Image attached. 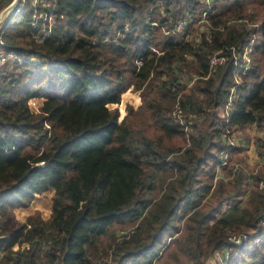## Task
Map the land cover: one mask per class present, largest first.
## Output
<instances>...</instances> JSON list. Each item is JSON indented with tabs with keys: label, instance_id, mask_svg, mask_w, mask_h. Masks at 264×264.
I'll return each mask as SVG.
<instances>
[{
	"label": "trees",
	"instance_id": "16d2710c",
	"mask_svg": "<svg viewBox=\"0 0 264 264\" xmlns=\"http://www.w3.org/2000/svg\"><path fill=\"white\" fill-rule=\"evenodd\" d=\"M11 2L0 0V11ZM201 6L55 0L37 8L56 19L41 41L28 0L4 18L5 55L40 62L7 59L0 67V264H152L189 211L180 248L190 261L209 264L228 247L236 253L227 264H264V239L252 247L231 239L264 233V190L250 208L218 218L227 198L201 209L222 156L239 150L229 144L234 128L264 127L256 55L234 68L252 36L253 54L264 49V20L241 22L245 7L218 13L214 5L205 11L206 33L177 38L175 24ZM214 55L222 61L210 67ZM133 86L149 93L143 105L131 98L120 118L121 94ZM48 188V220L14 219L11 209ZM126 221L136 226L102 241L110 224Z\"/></svg>",
	"mask_w": 264,
	"mask_h": 264
},
{
	"label": "rangeland",
	"instance_id": "374dc122",
	"mask_svg": "<svg viewBox=\"0 0 264 264\" xmlns=\"http://www.w3.org/2000/svg\"><path fill=\"white\" fill-rule=\"evenodd\" d=\"M34 8H44V6L51 5V0H28ZM202 6L198 11L191 14L189 13L184 18L180 19L176 25L177 38L180 39L181 36L185 35L190 31V29H195V32L190 36L199 35L201 33L207 32L206 15L205 11L209 10L215 5V11L218 13H223L229 9H232L238 5L245 7L246 11L243 13L244 20L241 22H255L259 24L264 20V0H200ZM49 2V3H48ZM21 3V2H19ZM24 3V2H23ZM10 4V3H9ZM8 4V5H9ZM7 5V6H8ZM22 5V4H20ZM5 6L2 10H4ZM52 6V5H51ZM1 10V11H2ZM0 11V12H1ZM34 11H32L30 17L32 18ZM30 18V21H31ZM49 19V18H48ZM47 19V20H48ZM55 17L51 15V20L47 24L50 28L49 34L53 25L55 24ZM153 25L155 23H152ZM252 24V23H251ZM162 31L165 35H169V30H166L163 26ZM46 32V30H45ZM48 34V36H49ZM47 36V37H48ZM251 37L250 41L245 44L242 49L241 60H237L236 65H234L235 71H238L246 64H251L252 57L256 55V60L260 66L261 72L264 71V49L253 54V47L256 44V35ZM3 45L4 40L1 39ZM251 43V44H250ZM153 51H157L156 48L151 47ZM4 52V51H3ZM9 59L8 62L12 64L13 60H16L18 64L23 61H30L31 63L40 62L35 57H29L26 59H15L13 54H9L8 57L4 53L3 62L0 64L2 67ZM149 93L148 88H136L130 87L128 90L123 91L121 94V103L119 106L120 118L125 113V107L131 98L134 101V105H143L145 94ZM154 96V94H151ZM198 122V121H197ZM264 141V127L258 128L254 125H245L242 127H235L231 133V141L234 142L235 146L239 147V150L231 157V159L226 160L225 166H219L216 168V175L213 179V189L210 194L203 200L201 209L207 211L211 207L217 204L219 198H227L221 207V213L216 217H220L222 214L229 212L233 208L238 210L250 208L249 199L251 196L255 195L256 191L264 190L259 187L256 179L264 177V167H261L259 163V153L260 150L259 141ZM225 167V168H224ZM227 168V169H226ZM229 169L231 171H229ZM241 177V182L237 183V179ZM159 188L156 189L155 193H158ZM221 191V192H220ZM54 195V190L48 188L47 190L35 194L34 197L27 202L25 207H16L10 210L14 219L18 222L25 223L29 216L37 217L41 220H48L51 215L52 199ZM29 212V214H27ZM190 211L186 214L180 213L176 223L179 227L178 231L175 232L171 237L167 239L166 246L161 250L160 255L152 262V264H196L190 261L185 255L182 254L180 248V243L183 241L184 237L188 233L187 224L189 223ZM261 224V222H260ZM136 223L132 221L128 222H113L109 225L106 233L102 236V241L107 242L112 235L123 236L125 233H129ZM245 231H242V233ZM239 232L233 233L237 236ZM252 235L253 232H245ZM232 235V236H233ZM255 237V235L250 236ZM264 239V233L259 235L257 242H248V246H257L262 243ZM181 240V241H180ZM17 247H14L16 249ZM226 251V252H221ZM236 252L228 247H223L218 250V252L211 258V263L216 262L218 264H227L232 256ZM215 257V258H214Z\"/></svg>",
	"mask_w": 264,
	"mask_h": 264
},
{
	"label": "built area",
	"instance_id": "2783aa9c",
	"mask_svg": "<svg viewBox=\"0 0 264 264\" xmlns=\"http://www.w3.org/2000/svg\"><path fill=\"white\" fill-rule=\"evenodd\" d=\"M26 0H18L17 4L14 6V8L12 9L13 12L15 13H18L20 11V9L22 8L23 6V2H25ZM21 2V3H19ZM54 2L55 0H51L50 4L52 5H48V6H44V8H50V7H53L54 6ZM49 3V2H48ZM22 4V5H20ZM11 11V12H12ZM34 14L31 18V26L34 27V28H37V31L35 32L34 34V39L35 40H38V41H41L43 38H46L49 34V30L50 28L47 27V24L50 22L51 20V15H53L52 12L50 11H46V10H41V9H37L35 8L33 10ZM10 12V13H11ZM55 17V16H54ZM49 18V19H48ZM48 19V20H47ZM46 30V32H45ZM177 31V30H176ZM2 34H3V31L1 30L0 28V64L3 62V57H4V52H3V43L1 41L2 39ZM251 44V43H250ZM220 61H222L221 58H218L216 57L215 55L211 57L210 59V64L209 66L210 67H213L215 66L217 63H219ZM236 60L234 62V65H236ZM137 64H140V61H137L136 62ZM248 67V64H246L245 68ZM235 79L237 80V77L234 76ZM229 144L232 145V146H235L234 142L231 141V139L229 140ZM260 150L258 151L259 153V163L261 165V167H264V141L263 143L261 144L260 146ZM226 160H227V157L225 155L222 156V159H221V164H220V167L223 165L225 166L226 164ZM256 182L258 183L259 187H261V189H264V177L263 178H259V179H256ZM261 225L264 227V219L261 221ZM250 236L252 235H249L248 233H239V235L235 236H231V239L238 245H241V244H245V243H248V242H257L258 241V238L259 236H255V237H251ZM218 252V250H216L214 253L216 254ZM221 252H226V251H222ZM214 253L212 255V257L214 256ZM215 258V257H214Z\"/></svg>",
	"mask_w": 264,
	"mask_h": 264
},
{
	"label": "water",
	"instance_id": "95a60500",
	"mask_svg": "<svg viewBox=\"0 0 264 264\" xmlns=\"http://www.w3.org/2000/svg\"><path fill=\"white\" fill-rule=\"evenodd\" d=\"M18 0H12V2L0 12V24L4 20V18L12 11L14 6L17 4Z\"/></svg>",
	"mask_w": 264,
	"mask_h": 264
},
{
	"label": "crops",
	"instance_id": "0c3cea01",
	"mask_svg": "<svg viewBox=\"0 0 264 264\" xmlns=\"http://www.w3.org/2000/svg\"><path fill=\"white\" fill-rule=\"evenodd\" d=\"M21 208V207H20ZM27 214H29V212H27Z\"/></svg>",
	"mask_w": 264,
	"mask_h": 264
}]
</instances>
